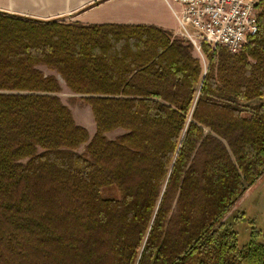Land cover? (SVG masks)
<instances>
[{
    "label": "trees",
    "instance_id": "obj_1",
    "mask_svg": "<svg viewBox=\"0 0 264 264\" xmlns=\"http://www.w3.org/2000/svg\"><path fill=\"white\" fill-rule=\"evenodd\" d=\"M259 6L240 52L203 45L206 72L155 25L0 12V264H264L228 220L264 175Z\"/></svg>",
    "mask_w": 264,
    "mask_h": 264
},
{
    "label": "crops",
    "instance_id": "obj_2",
    "mask_svg": "<svg viewBox=\"0 0 264 264\" xmlns=\"http://www.w3.org/2000/svg\"><path fill=\"white\" fill-rule=\"evenodd\" d=\"M180 10L171 0H0V12L11 15L84 25H155L173 35Z\"/></svg>",
    "mask_w": 264,
    "mask_h": 264
},
{
    "label": "built area",
    "instance_id": "obj_3",
    "mask_svg": "<svg viewBox=\"0 0 264 264\" xmlns=\"http://www.w3.org/2000/svg\"><path fill=\"white\" fill-rule=\"evenodd\" d=\"M171 1L181 6L174 36L187 40L201 55L204 44L238 53L259 30L260 0Z\"/></svg>",
    "mask_w": 264,
    "mask_h": 264
},
{
    "label": "rangeland",
    "instance_id": "obj_4",
    "mask_svg": "<svg viewBox=\"0 0 264 264\" xmlns=\"http://www.w3.org/2000/svg\"><path fill=\"white\" fill-rule=\"evenodd\" d=\"M193 54L199 58L206 72L208 59L205 53L201 55L193 51ZM43 69L46 73L56 74L54 70L46 69V67H43ZM60 82L62 89L59 95L61 99L71 108L76 121L87 127L92 136L96 129V123L90 106L83 100L81 94L72 92L62 80ZM121 133L122 130H116L110 132L108 136L115 138ZM79 150L83 151L84 145ZM232 211V216L228 220L237 231L240 243H246L251 240H264V175L247 188L245 194L236 203Z\"/></svg>",
    "mask_w": 264,
    "mask_h": 264
},
{
    "label": "water",
    "instance_id": "obj_5",
    "mask_svg": "<svg viewBox=\"0 0 264 264\" xmlns=\"http://www.w3.org/2000/svg\"><path fill=\"white\" fill-rule=\"evenodd\" d=\"M229 214H230V213H229ZM229 214H228V215H229ZM228 215H227V216H228Z\"/></svg>",
    "mask_w": 264,
    "mask_h": 264
}]
</instances>
